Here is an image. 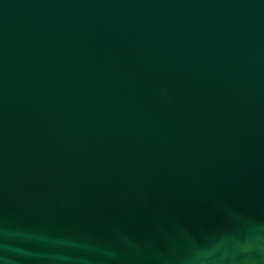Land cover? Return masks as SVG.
<instances>
[{
	"label": "water",
	"instance_id": "obj_1",
	"mask_svg": "<svg viewBox=\"0 0 264 264\" xmlns=\"http://www.w3.org/2000/svg\"><path fill=\"white\" fill-rule=\"evenodd\" d=\"M0 264H264V0H0Z\"/></svg>",
	"mask_w": 264,
	"mask_h": 264
}]
</instances>
